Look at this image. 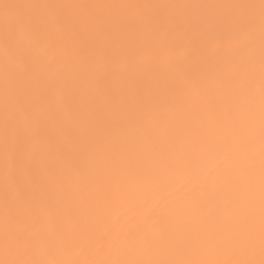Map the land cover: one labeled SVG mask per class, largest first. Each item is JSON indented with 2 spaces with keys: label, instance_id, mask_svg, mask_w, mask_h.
<instances>
[{
  "label": "snow or ice",
  "instance_id": "obj_1",
  "mask_svg": "<svg viewBox=\"0 0 264 264\" xmlns=\"http://www.w3.org/2000/svg\"><path fill=\"white\" fill-rule=\"evenodd\" d=\"M0 264H264V0H0Z\"/></svg>",
  "mask_w": 264,
  "mask_h": 264
},
{
  "label": "bare ground",
  "instance_id": "obj_2",
  "mask_svg": "<svg viewBox=\"0 0 264 264\" xmlns=\"http://www.w3.org/2000/svg\"><path fill=\"white\" fill-rule=\"evenodd\" d=\"M8 3H29L33 0H5ZM47 2L60 3H168V4H198V3H232V2H258V0H47ZM174 14L179 10H171ZM160 130L153 126V135L159 136Z\"/></svg>",
  "mask_w": 264,
  "mask_h": 264
}]
</instances>
